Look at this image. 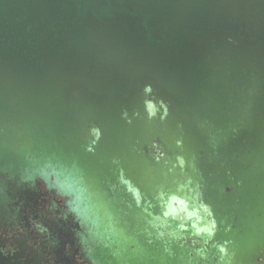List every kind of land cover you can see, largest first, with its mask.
Listing matches in <instances>:
<instances>
[{
  "label": "water",
  "instance_id": "water-1",
  "mask_svg": "<svg viewBox=\"0 0 264 264\" xmlns=\"http://www.w3.org/2000/svg\"><path fill=\"white\" fill-rule=\"evenodd\" d=\"M0 222L62 264H260L264 0H0Z\"/></svg>",
  "mask_w": 264,
  "mask_h": 264
},
{
  "label": "flooded vegetation",
  "instance_id": "flooded-vegetation-1",
  "mask_svg": "<svg viewBox=\"0 0 264 264\" xmlns=\"http://www.w3.org/2000/svg\"><path fill=\"white\" fill-rule=\"evenodd\" d=\"M32 224L23 228L0 222V264H62ZM77 264L81 260L76 258ZM264 264V258L259 259Z\"/></svg>",
  "mask_w": 264,
  "mask_h": 264
},
{
  "label": "clouds",
  "instance_id": "clouds-1",
  "mask_svg": "<svg viewBox=\"0 0 264 264\" xmlns=\"http://www.w3.org/2000/svg\"><path fill=\"white\" fill-rule=\"evenodd\" d=\"M58 187L60 188L61 191L65 192L66 194H73V192L77 191L76 189V183L72 178H66L63 181L58 182ZM173 199H176L175 197ZM77 202L79 201V196L77 195L76 197ZM180 203H184L183 201H181ZM76 205H74L75 208ZM205 209L207 208V206H204ZM173 211H175L173 209ZM211 213L209 212V215ZM165 215H168V213L166 212ZM189 216H193L196 215L195 211L189 212L188 213ZM199 218V217H197ZM214 223H213V227H214ZM200 231V230H198ZM221 251L223 252L224 249L222 248Z\"/></svg>",
  "mask_w": 264,
  "mask_h": 264
}]
</instances>
